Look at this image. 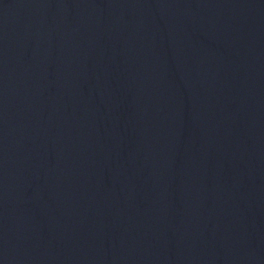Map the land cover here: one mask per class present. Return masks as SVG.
Masks as SVG:
<instances>
[{
  "label": "water",
  "instance_id": "obj_1",
  "mask_svg": "<svg viewBox=\"0 0 264 264\" xmlns=\"http://www.w3.org/2000/svg\"><path fill=\"white\" fill-rule=\"evenodd\" d=\"M0 264H264V0H0Z\"/></svg>",
  "mask_w": 264,
  "mask_h": 264
}]
</instances>
